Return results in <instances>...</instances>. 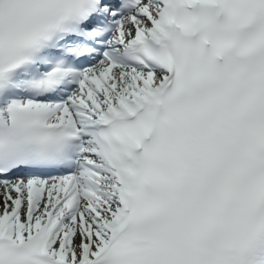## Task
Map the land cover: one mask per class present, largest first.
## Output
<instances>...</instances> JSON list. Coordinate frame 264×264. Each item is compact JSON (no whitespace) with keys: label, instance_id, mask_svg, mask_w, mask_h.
Returning <instances> with one entry per match:
<instances>
[{"label":"snow or ice","instance_id":"1","mask_svg":"<svg viewBox=\"0 0 264 264\" xmlns=\"http://www.w3.org/2000/svg\"><path fill=\"white\" fill-rule=\"evenodd\" d=\"M0 264H264V0H0Z\"/></svg>","mask_w":264,"mask_h":264}]
</instances>
